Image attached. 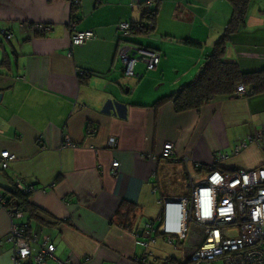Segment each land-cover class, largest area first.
<instances>
[{
    "label": "crops",
    "instance_id": "1",
    "mask_svg": "<svg viewBox=\"0 0 264 264\" xmlns=\"http://www.w3.org/2000/svg\"><path fill=\"white\" fill-rule=\"evenodd\" d=\"M147 1L81 0L75 28L94 37L73 46L69 0H0V35H11L3 36L9 49L0 46L10 62L0 66V154L15 156L7 168L0 156V264H14L5 241L12 224L28 225L31 255L21 264H35L45 238L55 259L44 264H132L144 251L138 241L146 225L155 228L152 248L163 243L156 233L162 203L188 189L192 164L206 171L218 152L230 154L217 164L224 172L264 164L258 146L231 155L264 127V94L216 97L180 113L169 101L156 104L201 69L231 16L230 4L160 0L156 30L131 36L133 45L157 50L159 64L148 70L139 62L135 76L126 77L117 26L137 22ZM224 58L244 72L264 67V0H250ZM166 142L174 146L172 160L161 158ZM113 161L119 162L115 176ZM17 184L31 187L30 203L53 222L10 216L2 198ZM127 205L129 223L120 218Z\"/></svg>",
    "mask_w": 264,
    "mask_h": 264
},
{
    "label": "built area",
    "instance_id": "2",
    "mask_svg": "<svg viewBox=\"0 0 264 264\" xmlns=\"http://www.w3.org/2000/svg\"><path fill=\"white\" fill-rule=\"evenodd\" d=\"M69 3L71 7L79 6L81 0H69ZM74 23L71 14L67 25L72 45H82L94 37L91 30L77 31ZM130 27L127 21L118 24L122 38L129 36ZM34 28L45 29L42 26ZM6 38H10V35ZM122 41L117 56L123 64L124 76H135L134 67L139 62L144 63L148 70L158 65L161 54L157 50ZM245 94V88L238 85L235 95ZM89 130L95 132L94 128ZM254 140L259 141L264 152V127L237 144L231 155L240 153L247 143ZM66 145H72L67 138ZM108 145L115 146L116 140L110 138ZM160 155L163 160H172L173 144L164 143ZM0 156L3 158V168H7L9 160L15 159L8 151H3ZM229 156L228 153H216L212 165L206 171H200L198 164H192L193 168L188 171V189L184 194L167 198L162 203V218L158 219L157 229L163 243L177 248L184 243L190 225L196 228L197 236L201 239L184 246V255L180 259L162 258L159 251L151 246L155 241L151 236L155 228L148 224L142 232L144 238L138 241L144 251L132 264H264V164L250 170L224 172L218 169L217 164ZM111 167V173L115 176L119 162L113 161ZM17 188L24 193L31 191V187L19 184ZM9 214L12 218L22 216L19 210L9 211ZM25 229L26 224H12L6 236L5 241L12 247L14 264H20L31 255ZM54 250V245L47 243L45 238L40 250L33 256V262L44 264L47 258L55 259ZM171 258H174V262H171ZM63 264L72 263L66 261Z\"/></svg>",
    "mask_w": 264,
    "mask_h": 264
},
{
    "label": "trees",
    "instance_id": "3",
    "mask_svg": "<svg viewBox=\"0 0 264 264\" xmlns=\"http://www.w3.org/2000/svg\"><path fill=\"white\" fill-rule=\"evenodd\" d=\"M159 1L160 0H150L139 6L141 12L139 20L137 22L128 21L131 26L130 34L122 39L132 44L131 36H147L156 30ZM226 2L231 6V16L222 34L214 43L212 50L205 56L201 69L189 83L181 86L172 94L162 97L156 104L169 101L172 103L174 110L178 113L189 110H199L216 97L234 96L238 85H242L245 88V96L264 94V67L260 70L244 72L237 62L227 61L224 58L227 43L245 23L250 0H226ZM79 6L71 7L74 21L76 15L73 13ZM44 27L47 28L46 25ZM7 35L10 34L6 32L3 33L5 39H9L6 38ZM183 41L186 44L194 46L200 45L190 39H185ZM0 46L3 47V44L0 43ZM3 56L4 57L0 61L1 67L7 66L10 63L8 55L4 54ZM2 199L4 201V207L10 212L19 210L22 214L27 216L28 220L38 221L42 224L53 222L51 220L48 221L50 218H47L43 212L30 203L29 193H24L15 187V185L11 186ZM131 212V206H128L120 218L125 223H129L131 221V218H129ZM160 216L162 218V214ZM27 227L25 229V237L29 238L30 234ZM156 233H159L158 229ZM170 260L174 262V258Z\"/></svg>",
    "mask_w": 264,
    "mask_h": 264
},
{
    "label": "rangeland",
    "instance_id": "4",
    "mask_svg": "<svg viewBox=\"0 0 264 264\" xmlns=\"http://www.w3.org/2000/svg\"><path fill=\"white\" fill-rule=\"evenodd\" d=\"M0 43H2L6 49H9L7 42L4 40V37L1 36V35H0ZM2 52H3V50L0 47V61H1V58H2ZM260 130H261V128L259 130H257L256 132H259ZM252 145L258 146V148L260 147L259 141H256V140L247 143V147L252 146ZM239 154H241V152L236 154V155H239ZM236 155H234V156H236ZM262 155H263V158H264V154L263 153H262ZM200 239L201 238L199 236H197L196 228L193 225H190L188 227V232L186 234V239H185L183 244H179V246L177 248H174L173 246H169V245H167L165 243H162V242L158 241L157 248H158V251H159V253H160L162 258L175 257L177 259H180L184 255V251H185L184 250V246L186 247V246H188L190 243H192L194 241L198 242ZM218 264H220V263H218Z\"/></svg>",
    "mask_w": 264,
    "mask_h": 264
},
{
    "label": "bare ground",
    "instance_id": "5",
    "mask_svg": "<svg viewBox=\"0 0 264 264\" xmlns=\"http://www.w3.org/2000/svg\"><path fill=\"white\" fill-rule=\"evenodd\" d=\"M6 238V237H5Z\"/></svg>",
    "mask_w": 264,
    "mask_h": 264
}]
</instances>
